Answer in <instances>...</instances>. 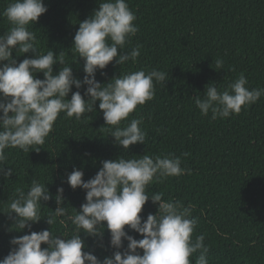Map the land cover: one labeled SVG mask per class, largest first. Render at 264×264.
<instances>
[{
    "label": "trees",
    "instance_id": "16d2710c",
    "mask_svg": "<svg viewBox=\"0 0 264 264\" xmlns=\"http://www.w3.org/2000/svg\"><path fill=\"white\" fill-rule=\"evenodd\" d=\"M9 0H0V12ZM136 15L139 31L126 50L142 45L137 63L121 66L115 62L98 71L96 79L106 83L127 71L159 69L168 74L165 85H156L154 99L138 107L132 116H143L145 144L131 146L125 155L181 157L182 168L191 175L169 178L152 184L149 192H163L193 205V218L198 220L196 233H205L209 246V264H264V96L239 115L212 120L201 116L191 99L203 94L205 86L216 83L220 89L243 73L249 88L264 87V0H127ZM99 0H44L48 11L30 26L38 40V50L62 51L73 66V74L83 79V61L71 53L78 21L87 19L98 7ZM0 17V35L8 29ZM22 55V54H21ZM29 57L31 54H27ZM14 58L18 63L26 57ZM224 60L223 70L214 61ZM60 65L54 67L58 71ZM234 69V71H233ZM43 79V74H37ZM73 92L77 91L75 87ZM83 95L84 89L82 88ZM71 98L70 96L68 97ZM86 114L82 121L58 118L52 133L39 152L13 150L9 165L14 174L0 177V202H7L16 187L30 185L34 178L45 182L55 197L64 189V204L69 214L79 211L85 202L81 189L72 190L67 176L73 168L84 172V180L92 178L103 160L116 159L123 149L102 129L103 114ZM183 153H189L187 157ZM46 215L57 207L54 199L41 201ZM157 208L149 201L142 212L146 219ZM11 222L0 214V259L10 250L13 236ZM49 228L45 221L32 226V231ZM71 223L52 226L55 233L70 231ZM136 239L138 234L129 233ZM88 250L98 258L111 256L109 234L103 245L95 238L85 237ZM43 247V246H42ZM126 247V242H125Z\"/></svg>",
    "mask_w": 264,
    "mask_h": 264
},
{
    "label": "clouds",
    "instance_id": "9594fccd",
    "mask_svg": "<svg viewBox=\"0 0 264 264\" xmlns=\"http://www.w3.org/2000/svg\"><path fill=\"white\" fill-rule=\"evenodd\" d=\"M97 5L87 19L76 23L78 30L70 49L78 64L83 61L82 80L74 76L63 51L56 55L49 49L38 50L37 36L30 26L47 13L44 0H9L0 12L9 26L0 35V177L10 181L14 174L13 167H4L9 165L13 150L39 152L61 114L79 122L96 112L97 102L105 124L102 129L124 152L116 159L101 161L88 180H84L83 170L73 168L66 182L72 190L85 193V202L79 211L72 208L71 214L62 206V187L55 197L41 179L34 178L26 188L16 187L6 203L0 202V214L11 222L9 231L25 234L12 237L10 250L0 264H209L210 248L205 243L206 234L196 233L194 206L148 190L169 178L191 175L192 170L182 168L181 157L172 154L125 155L131 146L145 144L147 136L141 127L143 116L131 114L154 99L156 85H165L168 74L156 68L138 69L120 71L103 84L97 81V72L105 75L113 61L120 68L137 63L142 48L137 44L126 50L139 31L127 0H99ZM13 53L26 58L18 63ZM214 64L223 70L222 58ZM56 65L60 68L54 72ZM39 73L43 79L37 78ZM248 85L240 73L227 87L220 89L216 83H209L203 94L191 99L201 116L211 114L212 120H224L239 115L264 96V87ZM73 87L77 91L73 92ZM52 199L57 207L45 215L43 209L47 208L41 201ZM149 201L157 210L145 219L142 212ZM42 220L49 228L32 231V226ZM69 222L70 231L58 234L52 229L57 223ZM106 231L113 251L100 259L88 250L81 234L97 239L103 248Z\"/></svg>",
    "mask_w": 264,
    "mask_h": 264
}]
</instances>
